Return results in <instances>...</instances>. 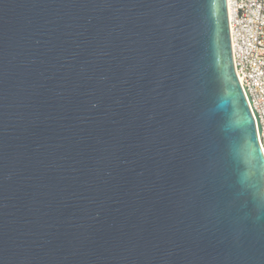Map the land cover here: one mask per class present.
<instances>
[{"label": "water", "instance_id": "1", "mask_svg": "<svg viewBox=\"0 0 264 264\" xmlns=\"http://www.w3.org/2000/svg\"><path fill=\"white\" fill-rule=\"evenodd\" d=\"M260 131L226 0H0V264H264Z\"/></svg>", "mask_w": 264, "mask_h": 264}, {"label": "built area", "instance_id": "2", "mask_svg": "<svg viewBox=\"0 0 264 264\" xmlns=\"http://www.w3.org/2000/svg\"><path fill=\"white\" fill-rule=\"evenodd\" d=\"M234 70L258 118L264 155V0H226Z\"/></svg>", "mask_w": 264, "mask_h": 264}, {"label": "bare ground", "instance_id": "3", "mask_svg": "<svg viewBox=\"0 0 264 264\" xmlns=\"http://www.w3.org/2000/svg\"><path fill=\"white\" fill-rule=\"evenodd\" d=\"M227 9L229 10V7ZM228 17H229V12H228Z\"/></svg>", "mask_w": 264, "mask_h": 264}]
</instances>
